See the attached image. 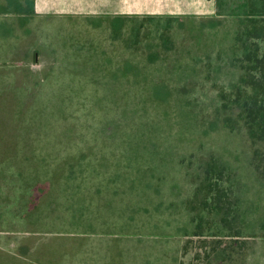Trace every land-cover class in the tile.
<instances>
[{
    "label": "rangeland",
    "instance_id": "obj_1",
    "mask_svg": "<svg viewBox=\"0 0 264 264\" xmlns=\"http://www.w3.org/2000/svg\"><path fill=\"white\" fill-rule=\"evenodd\" d=\"M140 2L133 0L130 7ZM7 3L15 5L14 0H0V10ZM160 6L149 0L143 8ZM162 6L171 10L172 19L153 29L151 19L141 16V35L127 34L124 41L140 35L138 50L150 51L154 40L172 60L177 79L173 93L163 94L165 100L149 93L148 64L121 62L115 72L96 38L88 45L92 63L83 66L88 77L93 74L86 93L59 86L57 91L56 18L73 22L79 16L56 17L52 8L13 34L9 61H0V264H264V178L251 164L254 147L247 130V123L258 128L257 146L264 140L259 123L264 114V0H222L227 11L220 13L216 0H168ZM0 34L6 38L3 30ZM34 42L43 46L45 61L43 68L30 62L27 70L20 60ZM4 57L0 47V59ZM111 74L120 84L116 90L104 84ZM158 121L163 134L187 136L188 141L197 136L203 146L199 156H190L198 160V178L189 176L198 183L197 231L191 223L188 233L174 237L180 229L124 220L94 233L60 232L65 228L56 224V178L66 174L71 156L58 155L57 145L66 136L109 135L121 129L123 135H149ZM83 146L84 151L75 149L80 157L93 150ZM257 162L264 165L261 151ZM89 175L84 176L91 181ZM123 177L137 178L133 188L137 191L140 183L139 203H147L148 192L141 186L147 176ZM115 179L111 175L109 181L119 184ZM172 182H180L175 171ZM178 196L174 191L173 197ZM73 225V231L96 227ZM175 240L182 242L177 256ZM221 250L229 253L220 255Z\"/></svg>",
    "mask_w": 264,
    "mask_h": 264
},
{
    "label": "crops",
    "instance_id": "obj_2",
    "mask_svg": "<svg viewBox=\"0 0 264 264\" xmlns=\"http://www.w3.org/2000/svg\"><path fill=\"white\" fill-rule=\"evenodd\" d=\"M140 1L141 7L139 3L137 7L131 8L133 0H14L15 5L7 3L6 8L0 10V16L5 15L4 19H0V30H3L6 36L5 38L0 34V47L5 54L4 59L0 61H9L8 54L12 53L14 42L13 34L21 29V25L31 24L33 20L43 18L48 10L56 8V17H69L72 14L79 16L73 22L69 20L70 18H56V89L58 86L69 89L70 92L72 89H84L86 93V89L92 83L93 74L88 77L83 66L92 63L87 57L88 45H92L91 40L96 38L97 42L105 47L104 56L108 57L109 69L116 72V64L121 62L139 63V66L140 63L148 64L146 69L150 71L147 78L150 95L159 97L166 94L167 90L173 93V80L177 79L173 76V62L159 52V42L154 45L153 40L154 47L151 46L150 51L141 50L140 54L141 51L138 50L142 48L140 35L145 29L143 25L140 26L141 16L151 19L149 23L154 29L162 26L168 18L172 19L173 13L171 10H162L163 3L168 0H153L154 3L159 2L161 5L153 9L143 8L144 5L147 6L149 0ZM105 13L106 16L102 17ZM28 17L31 20L27 19ZM92 17L102 19L99 22H92L94 21ZM137 31L140 32L138 40L127 38L128 42L124 41L127 34L135 36ZM100 33L101 37L98 36ZM159 41L165 43L163 40ZM165 46L166 44L162 45L163 48ZM39 47L43 46L34 42L33 46L23 53L20 62L26 64L27 70H31L30 62L41 63L40 68H43L45 50H40ZM126 48L130 49L129 54H125ZM165 50L168 51L166 48ZM124 56L129 59H123ZM135 67L133 66V69ZM40 68H37V72ZM196 72H199L197 65ZM192 77L194 78V75ZM181 78L183 76L178 77ZM104 84L106 87L113 86L112 89L115 90L120 85L113 74L106 77ZM112 89L109 90L111 93ZM161 97L165 100V95ZM158 109L161 110V106H158ZM155 119L161 120L159 116ZM121 133L122 129L109 135L95 133L66 136L63 142L57 145L58 155L71 156L66 174L56 178V224L65 228L60 232L94 233L100 231L98 227L106 228L109 224L126 220L180 229L172 235L174 237L182 236V232L188 233L191 229L190 224L194 225L199 215L198 188L195 193V186L198 185L189 177L191 173L194 176L196 174L198 178V160L190 158L195 153L199 156V147L202 145L198 137L192 136L190 141L187 140L189 138L187 136L174 139L163 134L160 121L153 123L149 135ZM83 145H89L93 150L86 154L82 152L85 156L80 157L75 153V149L81 147L80 151H84ZM86 163L90 164V167L85 165ZM91 163L96 166H92ZM174 171L180 177V182L175 185L172 182ZM86 174H93L89 175L91 181L84 176ZM125 174L147 176V183L141 184L144 191L148 192L144 196L148 200L147 203L142 201L139 203V199H142L140 183L137 182L139 183L137 191L133 188L137 178L126 180L123 177ZM111 175L118 182L120 179L119 184L109 181ZM97 178L101 182H94ZM124 180L127 182H122ZM174 191L179 192L178 197H173ZM137 202L138 206H141L140 209ZM120 205L123 210L119 209ZM74 223L96 224V227L73 231ZM181 243L176 241L173 244L176 256L180 254Z\"/></svg>",
    "mask_w": 264,
    "mask_h": 264
},
{
    "label": "trees",
    "instance_id": "obj_3",
    "mask_svg": "<svg viewBox=\"0 0 264 264\" xmlns=\"http://www.w3.org/2000/svg\"><path fill=\"white\" fill-rule=\"evenodd\" d=\"M219 13L221 11H225L226 9L222 6V0H216V8H215ZM227 11V10H226ZM259 113L258 111H256V114ZM251 114H248V117H250ZM260 124H263L262 128L264 127V114H262L260 116V121H259ZM247 130H248V133L250 135V138H251V141H252V144H253V153H252V158H251V164L253 166V168L256 170L257 174H259L260 177L264 178V165L261 163V162H257L258 160V153L259 151H261L262 153V156H263V159H264V140H262L260 142V144L257 146L256 145V141H257V138H256V134H257V131H258V128H254L253 125L247 123ZM204 158H203V161L201 163V174L203 175V172H204ZM198 175H199V171H198ZM198 185V183H197ZM197 188L195 186V193L197 192ZM199 192V191H198ZM201 206V204H200ZM202 208L204 210V204L202 203ZM197 222V221H196ZM194 221V224L196 226V231H197V224L199 223H196ZM199 231V230H198ZM201 231V230H200ZM232 234H235V235H238V233H235L233 232ZM225 253H229L228 251L225 252L224 250H221V252L219 251V254L220 255H223Z\"/></svg>",
    "mask_w": 264,
    "mask_h": 264
}]
</instances>
